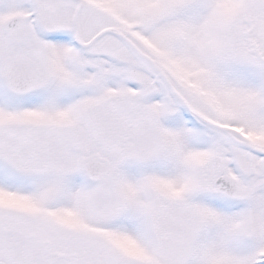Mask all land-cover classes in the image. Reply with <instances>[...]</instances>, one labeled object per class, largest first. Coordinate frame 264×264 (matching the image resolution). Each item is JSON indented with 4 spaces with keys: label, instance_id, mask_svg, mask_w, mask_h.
I'll return each instance as SVG.
<instances>
[{
    "label": "snow or ice",
    "instance_id": "snow-or-ice-1",
    "mask_svg": "<svg viewBox=\"0 0 264 264\" xmlns=\"http://www.w3.org/2000/svg\"><path fill=\"white\" fill-rule=\"evenodd\" d=\"M0 264H264V0H0Z\"/></svg>",
    "mask_w": 264,
    "mask_h": 264
}]
</instances>
